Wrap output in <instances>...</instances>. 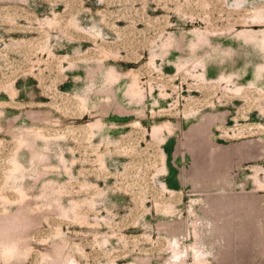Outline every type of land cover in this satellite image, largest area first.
Returning <instances> with one entry per match:
<instances>
[{"label": "rangeland", "instance_id": "1", "mask_svg": "<svg viewBox=\"0 0 264 264\" xmlns=\"http://www.w3.org/2000/svg\"><path fill=\"white\" fill-rule=\"evenodd\" d=\"M0 264H264V0H0Z\"/></svg>", "mask_w": 264, "mask_h": 264}]
</instances>
